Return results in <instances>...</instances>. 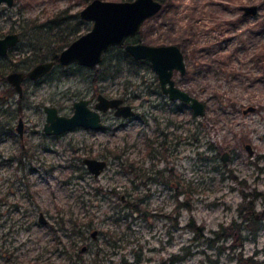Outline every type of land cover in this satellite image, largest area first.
<instances>
[{"label": "rangeland", "instance_id": "1", "mask_svg": "<svg viewBox=\"0 0 264 264\" xmlns=\"http://www.w3.org/2000/svg\"><path fill=\"white\" fill-rule=\"evenodd\" d=\"M91 1L0 5V35L28 33ZM165 1L131 42L179 48L186 71L173 80L204 104L202 116L164 97L150 65L125 66L106 80L95 78L98 67L69 77L56 70L43 82L25 81L21 99L7 74L0 81V264H169L173 255L184 256L175 264H234V253H219L206 239L221 225L239 223L238 209L249 203L257 218L264 214V0ZM252 5L256 16L244 17L241 7ZM83 23L86 33L92 24ZM20 49L0 59V74ZM96 94L123 99L136 116L108 112L99 131L43 133L44 106L70 116L75 101ZM249 107L255 111L244 114ZM84 158L106 168L94 178ZM186 202L190 211L179 206ZM191 220L202 228L201 239L187 229ZM261 225L237 253L264 260L263 219Z\"/></svg>", "mask_w": 264, "mask_h": 264}, {"label": "water", "instance_id": "2", "mask_svg": "<svg viewBox=\"0 0 264 264\" xmlns=\"http://www.w3.org/2000/svg\"><path fill=\"white\" fill-rule=\"evenodd\" d=\"M0 5L12 8L14 0H0ZM162 4L158 0H132L111 2L92 0L78 12L80 20L91 23V28L80 35L65 47L58 55L57 62L61 67H69L73 64L87 69L96 68L103 55L112 47H123V51L137 61L148 62L155 73L159 87L163 95L170 101H179L192 111L195 116H202L204 104L191 97L188 93L175 86L172 79L174 72L184 75L186 68L184 58L175 45L148 46L140 43L125 44V41L135 37L142 25L148 19L160 12ZM243 16H256L258 8L254 5L241 7ZM264 26V20H263ZM19 42L16 34H9L0 38V58L5 57L8 51ZM54 62H44L36 65L26 74L11 73L6 81L10 84L19 97L22 95L21 82L27 77L30 80L41 78L48 73ZM90 100L80 99L72 104L70 116H61L54 107L44 106L45 122L43 132L47 136H60L74 129L81 128L90 131H99L103 127L101 115L113 110V116L119 119H130L135 112L129 105H124L121 99H108L102 94L96 96L93 108L89 107ZM252 107L243 113L254 112ZM17 132L21 134L23 126L19 119ZM247 150L250 152L249 147ZM227 154H223L221 161L226 162ZM82 163L86 170L94 177H98L106 168V162L96 159L84 158ZM38 223L45 225L42 214L38 216ZM96 230L91 231L90 237L94 240ZM85 247L80 249L81 252Z\"/></svg>", "mask_w": 264, "mask_h": 264}, {"label": "trees", "instance_id": "3", "mask_svg": "<svg viewBox=\"0 0 264 264\" xmlns=\"http://www.w3.org/2000/svg\"><path fill=\"white\" fill-rule=\"evenodd\" d=\"M132 1V0H124ZM163 6L165 5V0H158ZM84 23L79 20L78 14H69L67 10L60 13L53 14V17L48 19L42 25L35 24V27L26 33L22 30L10 32H16L20 36V43L23 49H20L19 58L15 62L9 59V63L5 66L3 73L0 74V81L5 80V75L20 69V64H22L21 69L28 70L38 63L46 61H54V69L41 81L43 82L46 78L50 77L56 70L59 71L61 76L69 77L70 75H76L78 71L83 68L78 66H70L68 68H62L57 64V56L60 51L68 46L73 40L78 36L83 34L82 32ZM2 35V34H1ZM0 35V37H1ZM24 42V43H23ZM14 50V49H13ZM11 50V51H13ZM11 51L8 55L11 54ZM115 53L114 56L108 57L109 54ZM7 59V58H4ZM18 61V62H17ZM149 65L147 62L136 61L127 55L123 48H110L103 56L102 62L97 68L95 73V78L106 80L108 78H114L124 73L125 66L128 70H136L139 66ZM88 70V69H87ZM99 71V72H98ZM184 195V192H179L178 195ZM264 202V195L260 196ZM179 206L182 209L190 211V205L188 202L181 203ZM178 207V205H177ZM260 216V215H259ZM238 218L240 222H232L229 226H219V229L212 233L213 237L206 239L212 248L217 249L219 253L224 250L231 251L234 253L233 257L234 264H264V260H257L255 256L243 257L241 252H238L239 248L242 247L243 242L250 237L251 240H255L256 235L260 229L261 220H264V214L261 218H257L254 213V207L251 203L245 208V210L238 209ZM260 220V221H259ZM187 229L195 234V239L202 238V228L197 227L191 220L187 224ZM81 233H79L80 235ZM245 235V236H244ZM237 236V237H235ZM231 239L232 242L227 247L223 244L225 240ZM220 245V247L218 246ZM184 259V256L173 255L168 259L169 264L179 263ZM212 264H217L212 262Z\"/></svg>", "mask_w": 264, "mask_h": 264}, {"label": "flooded vegetation", "instance_id": "4", "mask_svg": "<svg viewBox=\"0 0 264 264\" xmlns=\"http://www.w3.org/2000/svg\"><path fill=\"white\" fill-rule=\"evenodd\" d=\"M5 6V5H4ZM14 6V5H13ZM6 7V6H5ZM162 7H163V5H162ZM7 8V7H6ZM243 14V13H242ZM245 17V16H244ZM79 18V17H78ZM80 20V19H79ZM82 21V20H81ZM84 22V21H83ZM146 22V21H145ZM144 22V23H145ZM143 26V25H142ZM141 30V29H140ZM140 32V31H139ZM9 34H16L17 36H18V38H19V42L17 43V45L20 43V36L16 33V32H8V33H6L5 35H3L2 37H0V38H3L4 36H6V35H9ZM84 34V33H83ZM82 35V34H81ZM79 37V36H78ZM77 37V38H78ZM133 37H131V38H129V39H127L126 41H125V44H129V43H132V44H135V42H131V39H132ZM136 43H138V42H136ZM70 44V43H69ZM68 44V45H69ZM140 44H142V43H140ZM17 45L14 47V48H12V49H10L9 51H8V53H7V55L5 56V57H2L3 59L4 58H7V56H8V54L10 53V51L11 50H13V49H15L16 47H17ZM67 47V46H66ZM112 48H114V47H112ZM121 48V47H120ZM123 48V47H122ZM64 49V48H63ZM62 49V50H63ZM61 52V51H60ZM59 55V54H58ZM104 56V55H103ZM2 58H0V59H2ZM57 58H58V56H57ZM102 59H103V57H102ZM57 61V60H56ZM137 61V60H136ZM46 62H51V60L50 61H46ZM52 62H54V61H52ZM101 62H102V60H101ZM100 62V63H101ZM42 63H44V62H42ZM38 64H40V63H38ZM38 64H36V65H38ZM57 64H58V62H57ZM149 64V63H148ZM35 65V66H36ZM55 62H54V65H53V67H52V69L48 72V73H46V74H44L41 78H39V79H36V80H30L29 78H27V77H25L23 80H22V82H21V89H22V95H21V97H19L18 96V98L19 99H21L22 98V96H23V88H22V84L25 82V81H30V82H32V83H35V84H37V83H40L39 81H41L42 79H44L53 69H54V67H55ZM59 65V64H58ZM73 65H75V64H73ZM73 65H71V66H73ZM100 65V64H99ZM98 65V66H99ZM35 66H33V67H35ZM60 66V65H59ZM75 66H77V65H75ZM97 66V67H98ZM32 67V68H33ZM61 67V66H60ZM70 67V66H69ZM78 67H80V66H78ZM96 67V68H97ZM32 68H30V69H28V70H22V71H14V72H11V73H24V74H26L28 71H30ZM62 68H68V67H62ZM81 68H83V69H87V68H84V67H81ZM96 68H94V69H92V70H95ZM90 70V69H89ZM11 73H9V74H11ZM175 73H177V72H174V74ZM9 74H7V75H9ZM174 74H173V76H174ZM179 74V73H178ZM7 75H6V77H7ZM180 75V74H179ZM180 76H183V75H180ZM172 79H173V77H172ZM158 80V79H157ZM174 81V80H173ZM175 83V82H174ZM158 84H159V82H158ZM176 86V85H175ZM177 87V86H176ZM14 89V88H13ZM159 90H160V87H159ZM160 92H161V90H160ZM161 94H162V92H161ZM18 95V94H17ZM98 94H96L95 95V97L94 98H90V99H87V100H90V105H89V107L90 108H93L94 107V105H95V102H96V96H97ZM163 95V94H162ZM164 97H166L167 98V96H165V95H163ZM105 97V96H104ZM105 98H107V97H105ZM108 99H114V98H108ZM115 99H120V98H115ZM168 99V98H167ZM122 101H123V103H124V105H127L125 102H124V100L123 99H121ZM169 100V99H168ZM170 101V100H169ZM171 102H175V101H171ZM130 106V105H129ZM131 107V106H130ZM132 108V107H131ZM132 110L134 111V109L132 108ZM58 111V110H57ZM108 112H112V115H113V110H110V111H108ZM108 112H106V113H108ZM135 112V111H134ZM105 113V114H106ZM58 114H59V112H58ZM60 115V114H59ZM103 115V114H102ZM102 115H101V118H102ZM135 116H136V113H135ZM134 116V117H135ZM19 119H21V118H19ZM19 119H18V121H19ZM22 120V119H21ZM18 121H17V125H18ZM22 123H23V121H22ZM16 125V127H15V131L17 132V126ZM78 129V128H77ZM23 131H24V128H23V126H22V128H21V134H19L18 132H17V135H18V137H19V140L22 142V140H23ZM42 131H43V128H42ZM90 131V130H89ZM44 133V132H43Z\"/></svg>", "mask_w": 264, "mask_h": 264}, {"label": "bare ground", "instance_id": "5", "mask_svg": "<svg viewBox=\"0 0 264 264\" xmlns=\"http://www.w3.org/2000/svg\"><path fill=\"white\" fill-rule=\"evenodd\" d=\"M47 136V135H46Z\"/></svg>", "mask_w": 264, "mask_h": 264}]
</instances>
